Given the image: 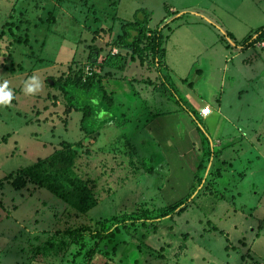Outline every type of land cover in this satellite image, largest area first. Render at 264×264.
Here are the masks:
<instances>
[{
	"label": "rangeland",
	"instance_id": "374dc122",
	"mask_svg": "<svg viewBox=\"0 0 264 264\" xmlns=\"http://www.w3.org/2000/svg\"><path fill=\"white\" fill-rule=\"evenodd\" d=\"M139 9L150 15L142 62L115 43ZM263 25L264 0H0V39L17 31L27 40H0V80L14 94L0 105V264H70L77 248H53L66 229L112 217L126 227L101 241L93 264H264V40L245 41ZM157 28L177 96L156 90L162 79L148 42ZM107 52L125 55L119 72L104 67ZM83 66L102 72L116 104L89 133L69 93ZM31 76L42 87L26 95ZM159 112L166 116L152 120ZM120 132L132 138L134 167L113 159ZM70 143H79L77 173L93 170L109 188L77 218L28 180ZM178 203L179 214L159 218ZM42 244L45 256H32Z\"/></svg>",
	"mask_w": 264,
	"mask_h": 264
},
{
	"label": "trees",
	"instance_id": "16d2710c",
	"mask_svg": "<svg viewBox=\"0 0 264 264\" xmlns=\"http://www.w3.org/2000/svg\"><path fill=\"white\" fill-rule=\"evenodd\" d=\"M149 20L150 15L146 10L139 9L135 11L133 14V20L126 21L121 25V36L118 39L119 44L115 42L116 47H119L123 50H129V52L131 50V57L133 58L136 55L135 57L141 62L143 61L144 57L142 54L143 50L139 47V45L150 34H146L147 31L149 32L147 28L149 27ZM18 34L20 33H17V31L16 33L8 31L7 36L9 37H6V39H0L3 43V46L9 44L13 45L18 42L25 45L27 43L26 38L24 41H19L20 36ZM255 35H257V37H247V39H245L246 43L254 46L257 40H264V25L257 28ZM148 46L150 50L149 56L151 59H154V61H157L155 65L157 66L158 72L162 79V83L156 88V90L163 95L177 96V91L166 74L165 66H163L165 48L162 28H157L151 33ZM98 52V50H95L91 55L96 57ZM118 53L111 54L110 52H107L104 60V67L119 72V70H121V66H123V63L126 60V57L125 55ZM2 55L5 56L6 52L4 54L2 53ZM91 59L92 58L89 56L88 62L93 64ZM101 73L102 72L100 71L94 72L91 70L90 72H85L83 66L79 72L75 73L77 83L69 87V93L75 96L74 103L70 102V104L75 108V110L82 112L81 125L82 129L86 133L101 127V124L104 120L113 116L111 111L116 108L114 94L107 92V90H105L102 86L103 77L105 76H102ZM162 115H166L165 112L156 113L155 116H151V119L153 120ZM119 135L121 136L120 138H122V142L124 143L120 145L124 146L122 148H110V150L115 151V153L112 154L114 161L117 162L118 159H120L118 166L121 168H126V166L131 165L133 167L136 166L135 155L132 153L130 148L131 143L129 139L131 137H128L124 132H120ZM113 144L116 145L110 141L107 145L114 147ZM77 147H79V143H70L63 145L61 150H54L41 163L36 164L37 178L30 179L27 177L32 183H35L39 187L45 188L53 196L62 199L65 202V210L61 215H68L76 218L79 216V214L81 215V213L93 208L99 202V200H101V197L98 198V196L101 194L108 195L109 193V188L106 183L101 186L99 180L100 176L95 175L93 170L91 172L89 171L90 175H83L85 178L82 176V174L77 173V160H75V157L77 156ZM89 156L87 155L86 159L89 158ZM123 163L125 165L121 166L120 164ZM84 164H87V161ZM93 169L95 170L94 167ZM148 173H150V171H148ZM197 173L198 169L194 175ZM26 175H28V170L25 171V176ZM71 188L75 189L72 191ZM191 188H193V185H191ZM68 191L72 192L73 198L68 196ZM104 191L106 192L104 193ZM180 207L181 204L178 203L163 209L161 211L162 214L159 215V218L171 217L175 213L179 214L181 212L179 210ZM70 220L72 221L71 218ZM126 224L127 223L124 217L119 219L117 217H112L111 219L101 221L98 224L96 222V227L94 229H91L89 224L80 225V231L73 230L72 228L70 229L69 227L66 229L68 233H65L67 236L64 238V241L54 247L50 242L49 248L53 247L55 254L57 252L58 254H65L66 252L70 254L72 253V248H77L76 252L72 253L71 261L69 263L93 264L95 255L99 253L98 245L101 243V241L112 240V238L115 236L114 232L116 233V228H119V226L124 228L126 227ZM64 230L65 229H63V231ZM57 231L62 230L60 228H56L55 232ZM43 245L44 244H42L39 248H33L32 256L35 254L45 256L46 251L41 252L44 247Z\"/></svg>",
	"mask_w": 264,
	"mask_h": 264
},
{
	"label": "clouds",
	"instance_id": "9594fccd",
	"mask_svg": "<svg viewBox=\"0 0 264 264\" xmlns=\"http://www.w3.org/2000/svg\"><path fill=\"white\" fill-rule=\"evenodd\" d=\"M8 83L7 80H0V105H9L14 98V94L9 88ZM23 84V92L26 95L35 94L39 92L42 87L40 79L36 76L27 78ZM210 107L211 106L208 105L205 110L207 111Z\"/></svg>",
	"mask_w": 264,
	"mask_h": 264
},
{
	"label": "crops",
	"instance_id": "0c3cea01",
	"mask_svg": "<svg viewBox=\"0 0 264 264\" xmlns=\"http://www.w3.org/2000/svg\"><path fill=\"white\" fill-rule=\"evenodd\" d=\"M264 52V51H263ZM166 116V115H165ZM158 118V117H157ZM151 123V122H150ZM158 127V132H160V127L159 126H157Z\"/></svg>",
	"mask_w": 264,
	"mask_h": 264
}]
</instances>
